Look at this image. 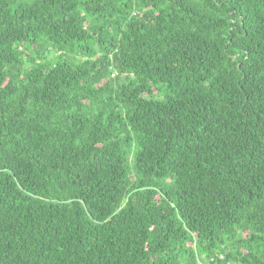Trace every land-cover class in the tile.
Segmentation results:
<instances>
[{
  "label": "trees",
  "instance_id": "16d2710c",
  "mask_svg": "<svg viewBox=\"0 0 264 264\" xmlns=\"http://www.w3.org/2000/svg\"><path fill=\"white\" fill-rule=\"evenodd\" d=\"M0 264H264V0H0Z\"/></svg>",
  "mask_w": 264,
  "mask_h": 264
}]
</instances>
